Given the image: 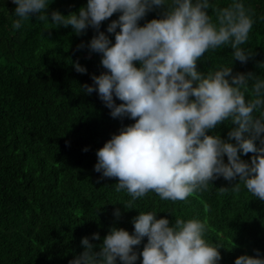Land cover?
<instances>
[{
	"label": "clouds",
	"instance_id": "9594fccd",
	"mask_svg": "<svg viewBox=\"0 0 264 264\" xmlns=\"http://www.w3.org/2000/svg\"><path fill=\"white\" fill-rule=\"evenodd\" d=\"M53 2L12 0V27L19 30L35 17L54 25L51 29L70 26L77 36L94 30L87 44L77 48L98 54L105 71L81 87L88 95L95 92L112 118L134 121L97 150L94 171L118 180L115 191L131 198L125 209H135L133 203L149 192L161 200L185 201L221 177L229 182L238 178L234 190L243 184L264 201V79L252 72L233 74L232 66L197 70L206 52L222 47H229L234 61L242 64L252 57L241 47L255 23L244 0H232L222 9L212 0H87L68 15L50 11ZM156 10L159 18L141 25ZM114 14L117 18L101 31ZM73 67L87 73L79 62ZM249 85L251 96L246 95ZM222 123L235 125L227 139L214 132ZM249 153L254 154L249 161L241 159ZM113 214L121 216L119 209ZM157 214L139 212L131 233L111 227L99 246L90 242L100 240L99 233L83 237V251L69 264H136L139 257L141 264H219L222 246L206 239L204 222L177 217L170 224ZM255 253L237 257L234 264H264V254Z\"/></svg>",
	"mask_w": 264,
	"mask_h": 264
},
{
	"label": "trees",
	"instance_id": "16d2710c",
	"mask_svg": "<svg viewBox=\"0 0 264 264\" xmlns=\"http://www.w3.org/2000/svg\"><path fill=\"white\" fill-rule=\"evenodd\" d=\"M212 2L222 9L232 0ZM86 3L54 0L49 10L68 15ZM244 3L255 23L241 47L252 57L242 64L234 61L229 47L210 50L198 62V71L232 66L233 74L252 72L264 79V0ZM15 8L12 0H0V264H69L83 251V237L99 233L100 240L90 241L99 246L111 227L131 233L132 219L139 212H156L170 224L177 217L204 222L206 239L222 246L219 264H234L241 255L254 256L255 250L264 254V201L243 184L234 190L231 185L238 178L232 182L218 178L185 201H165L149 192L133 203L135 209H125L131 198L115 191L118 180L94 171L97 150L134 123L112 118L98 95H88L81 87L105 71L98 54L77 48L87 44L94 30L77 36L70 26L51 29L54 25L46 26L35 17L14 30ZM209 14L215 20V12ZM116 18L114 14L103 22L100 30ZM154 18H159V10L140 23ZM110 38L114 41V36ZM74 62L87 73L76 72ZM246 95L251 96V85ZM233 127L222 123L214 132L227 139ZM253 155L241 159L249 161ZM115 209L121 212L119 218ZM146 242L145 238L137 246L138 252ZM141 261L139 257L136 264Z\"/></svg>",
	"mask_w": 264,
	"mask_h": 264
}]
</instances>
